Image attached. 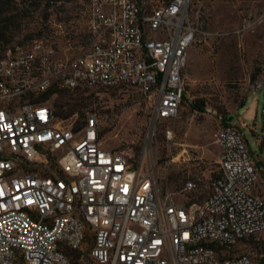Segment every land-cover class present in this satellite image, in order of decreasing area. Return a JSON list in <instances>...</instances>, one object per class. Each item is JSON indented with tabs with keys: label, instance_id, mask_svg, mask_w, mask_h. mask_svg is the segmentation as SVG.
<instances>
[{
	"label": "built area",
	"instance_id": "2783aa9c",
	"mask_svg": "<svg viewBox=\"0 0 264 264\" xmlns=\"http://www.w3.org/2000/svg\"><path fill=\"white\" fill-rule=\"evenodd\" d=\"M188 1L87 0L86 37L70 57L39 40L0 51V264H253L248 251L219 254L264 242V151L253 157L241 129L219 126V173L191 201L192 181L163 189L106 149L95 113L75 126L42 98L53 87H133L153 102V123L176 119L186 51L210 34L190 20ZM260 114L262 144L264 98Z\"/></svg>",
	"mask_w": 264,
	"mask_h": 264
},
{
	"label": "rangeland",
	"instance_id": "374dc122",
	"mask_svg": "<svg viewBox=\"0 0 264 264\" xmlns=\"http://www.w3.org/2000/svg\"><path fill=\"white\" fill-rule=\"evenodd\" d=\"M22 6L15 13L6 47L39 40L56 57L65 58L83 45L86 0H40L39 6L22 1L18 7ZM188 14L210 34L186 51V97L176 119L153 123L154 105L147 95L137 88L119 86L79 90L83 99L76 105V113L63 120L75 125L88 113H95L106 149L124 154L144 171H152L163 189L180 192L186 181H192L195 187L185 195L188 200L201 201L209 195L219 173L216 135L222 123L241 129L253 157L260 158L264 151L260 114L264 85L253 90L256 81H264V0H189ZM64 92L55 88L47 97L48 104L67 110L73 101ZM151 127L153 142L148 137ZM167 128L173 133L170 140L165 136ZM174 201L184 203L181 197ZM243 251L252 255L253 264H263L261 241L221 247L219 254Z\"/></svg>",
	"mask_w": 264,
	"mask_h": 264
},
{
	"label": "trees",
	"instance_id": "16d2710c",
	"mask_svg": "<svg viewBox=\"0 0 264 264\" xmlns=\"http://www.w3.org/2000/svg\"><path fill=\"white\" fill-rule=\"evenodd\" d=\"M23 3L27 2V1H31L35 3V6H39V1L40 0H21L19 2H17V0H0V51L4 50L6 48V44L10 41V36H11V25L14 23L15 21V13L16 11H19L21 9L24 8V6H22L21 8L18 7L19 3ZM87 1V0H86ZM152 4L154 5H160L164 2H166L167 0H163L162 3L159 4V0H150ZM52 3H54L53 1H51ZM55 88L57 87H53L51 88L47 93H45L43 95V99H46L49 95V93H52ZM62 89V88H61ZM79 90H83L86 91L88 89H77L74 91H70V90H66L63 89V91H65L64 93L68 94V98L71 99L73 101V103L68 104L70 105V107L67 110H62V109H57L56 107H59L56 105L55 108H52L53 114L55 116H57L59 119H67L69 117H71L74 113H76V105H78L82 99L83 96H78V91ZM71 92V93H69ZM72 93H76L75 96H72ZM83 123V122H82ZM75 124V126H79L80 124ZM262 244H264V242H262ZM264 264V262H263Z\"/></svg>",
	"mask_w": 264,
	"mask_h": 264
},
{
	"label": "bare ground",
	"instance_id": "6f19581e",
	"mask_svg": "<svg viewBox=\"0 0 264 264\" xmlns=\"http://www.w3.org/2000/svg\"><path fill=\"white\" fill-rule=\"evenodd\" d=\"M152 127L150 128V130H149V134H148V137L150 136V134L152 133Z\"/></svg>",
	"mask_w": 264,
	"mask_h": 264
}]
</instances>
